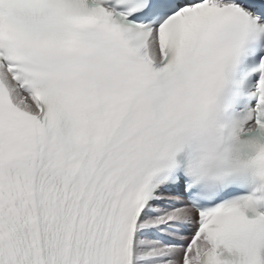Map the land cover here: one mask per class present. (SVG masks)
I'll return each mask as SVG.
<instances>
[{"label": "snow or ice", "instance_id": "obj_1", "mask_svg": "<svg viewBox=\"0 0 264 264\" xmlns=\"http://www.w3.org/2000/svg\"><path fill=\"white\" fill-rule=\"evenodd\" d=\"M0 264H264V0H0Z\"/></svg>", "mask_w": 264, "mask_h": 264}]
</instances>
